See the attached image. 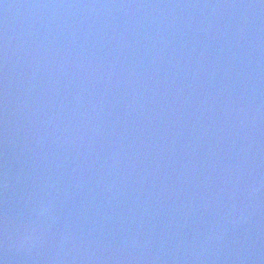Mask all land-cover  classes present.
I'll use <instances>...</instances> for the list:
<instances>
[{"label":"water","instance_id":"obj_1","mask_svg":"<svg viewBox=\"0 0 264 264\" xmlns=\"http://www.w3.org/2000/svg\"><path fill=\"white\" fill-rule=\"evenodd\" d=\"M3 264H264V0H0Z\"/></svg>","mask_w":264,"mask_h":264},{"label":"snow or ice","instance_id":"obj_2","mask_svg":"<svg viewBox=\"0 0 264 264\" xmlns=\"http://www.w3.org/2000/svg\"><path fill=\"white\" fill-rule=\"evenodd\" d=\"M0 264H3V261H0Z\"/></svg>","mask_w":264,"mask_h":264}]
</instances>
